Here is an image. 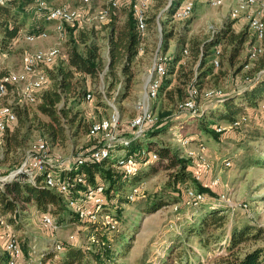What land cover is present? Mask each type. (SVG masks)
<instances>
[{
  "label": "rangeland",
  "instance_id": "1",
  "mask_svg": "<svg viewBox=\"0 0 264 264\" xmlns=\"http://www.w3.org/2000/svg\"><path fill=\"white\" fill-rule=\"evenodd\" d=\"M37 1L39 3L38 7L42 8V10H49L55 7L77 10L79 17L74 21L77 24L72 22L64 26V32L63 27L61 32H56L53 29V22H40V32L45 31L47 37L45 39H37L32 43L27 42L24 36H26L27 30L29 31L33 26L35 17V13H32V11L36 7H34L35 3H32L30 7H27L26 14L23 16L24 26L20 33L21 36L7 48L0 49V75L9 71H19L24 54L56 47L59 50V55L52 65L43 66L38 64L34 67V75L41 73L46 78L42 87L34 92V94L38 95L50 84L46 73L64 60L66 51L73 46L74 41L77 44L78 38H82V36H85V38L90 37V39L94 40L100 47L99 54L102 59L98 76L84 77L75 75V78L80 82L77 87L79 96L84 92L91 94L90 100L81 99L77 106L71 107L72 113L77 112V122L80 126L79 132L82 135H76V138L73 139L70 137L63 148L51 147L50 151L48 150L51 164L68 166L76 161L77 158L99 149L101 150L105 145L113 141L124 140L129 135V130L126 126L127 121L134 115L136 104L143 103L152 114H155L153 116L156 120L169 114L172 115V121L169 123L172 129L168 131L165 128L160 137L161 139L158 140L178 151L181 156L190 157L186 159H189L188 162L192 164V167L189 168L192 174L198 176L196 181L202 186L210 188L212 193L219 198L218 202L221 207L223 209L229 208V211L220 214V216H224V223L221 228L207 227L205 230L202 229L200 235H198L201 217L206 215L208 205L200 208L205 209V212L202 213L198 209L183 208L180 204V197L177 198L178 194L176 192L166 190L161 195L158 194L160 190L158 188L161 187L170 173L163 169L161 163L154 162L151 164L152 167L150 166L154 169V173H151L139 184L145 197L139 199L140 197H137V195L136 199L138 200L129 203H123L122 201L121 205H118L121 225L119 226V231L116 230L114 233L104 235L105 238L103 240H105L107 245L98 244L93 233L87 232L88 227L78 223L62 225L60 228L54 227L53 230L43 228L40 224V213L36 212L34 208L25 206L23 211L27 217L31 215L30 217L32 218H29L30 220L25 223L24 227L23 225L21 226L23 233H17V240L20 244V241H24L23 237L25 236L31 241L33 240L32 246L35 248H27L23 259L25 261L21 257L18 264H37V252L41 249L40 244L49 242L51 244L70 245L72 248L84 250V252L91 250L99 256L100 264H220L216 261V258H227L230 253L235 256H241L245 252L261 249L264 254V165L253 163H248L247 165L239 164L244 154L254 157H261L264 154V134L257 136L258 132H264V111L261 112L264 108V102H259L256 108L245 107L241 115H237L230 124V122L224 123L220 121L221 99L204 100L203 98H198L196 100L197 110L199 113L203 112V117L206 115L207 118H204V120L208 122V127L213 130L219 129L220 131L218 132L214 130L217 133L225 132L221 141H215L204 135L203 132L198 135L199 127L196 120L188 118L191 116L189 112L174 111L172 109L173 106H171L172 100L165 95V92L160 93L155 99L144 97L145 85L156 58L168 59L180 41H184L186 47L181 50L180 54L186 59L189 55L187 42L190 40L197 42L208 40L222 26L228 23L231 24V30L234 33H238L247 25L242 20L243 9H240V15L237 18L242 19H239L235 25L229 22L228 18L232 20L230 13L233 8H245L244 3L236 2V0H224L221 6L212 7L207 0H195L194 9L187 19L173 20L172 13L179 4V0L173 2L171 9L169 2L171 3L173 0H149L147 10L148 28L142 36L141 52L138 53V56L135 57L131 64V72L134 75L131 81L132 87L129 97L119 106L116 103L117 100L113 98V92L107 88L110 76L107 75L105 68L107 63L105 36L108 31L106 27L110 19L115 18L116 24H122L126 20L127 12L130 10L127 4L120 0L117 9L112 11L113 14L109 18L110 12L108 15L104 14L107 0ZM230 1L233 4H230ZM169 11L170 13H168ZM39 21H36V23ZM74 27H76L75 32L73 31ZM163 33L169 34L166 50L163 43L165 40ZM255 40L257 39L249 36V44L244 46L243 51L239 53L238 59L236 58L232 63L227 61L228 47L222 45L224 50H222L221 54L222 61H220L216 69L217 71L219 70V78L216 80V85L213 86L221 90L222 94L234 95L236 92L241 91L246 87L247 81L245 80L247 78L245 76L251 78L254 72L264 67V51L258 56H251L252 47L264 49V41L259 40L256 42ZM184 50L187 51V54H183ZM248 52L250 57L247 56ZM245 63L246 65L244 66L243 64ZM119 80L123 81L124 79L120 76ZM17 100L20 104H24L25 110L28 112V118H31L32 121L35 119V122L31 124L32 128L28 132H26L25 126L19 127L20 124L18 122L8 128L12 131L19 127V137L25 135V140L21 142V147L16 149V151L6 154L4 152V134L0 137V173L2 174L0 178L20 176L22 173V175L26 176V171L29 172L27 175H30V169L28 170L29 156L36 141L41 140L43 142L42 138L44 135L41 130L35 129V127H37L38 122L48 121L47 117L36 110L39 103L37 100L33 104L25 103L17 92L12 91L7 101L15 104ZM118 100H121V98ZM72 102L73 100H68L67 107H70ZM112 108L117 110L119 117L118 127L114 132H110L112 136H105L100 133L90 139L83 136L84 125L92 122L98 123L100 119L107 118ZM242 116H245L246 121H238V125H234L233 122ZM209 118L214 120L210 121ZM236 126V130L227 129V127ZM223 127L225 128L224 131ZM66 134L70 136L73 132L71 133L70 131ZM252 134L257 137H254L251 141ZM192 135H197V138ZM198 138H201L204 144L197 141ZM151 154V159L155 160L156 154ZM18 170L21 171L17 174ZM5 173L7 174L6 176L3 175ZM137 187L133 188L126 196L128 201H132L135 198L132 197L135 195L133 190L136 192ZM184 187L191 186L187 184L179 188L183 190ZM155 188L158 190H155ZM189 195L191 196V193ZM160 199L162 203L164 202V206L159 210L154 213L142 212L145 208L149 210V202H155ZM70 209L75 211L72 208ZM93 211L94 209H92ZM22 216L20 214V217ZM98 216V220L102 221L104 214L100 216V213H97ZM206 218L208 216L204 217V219ZM244 224L259 229L258 237L256 239H246L242 244L230 247L227 242L230 231L233 228H240ZM4 232L10 236V232L5 228V219L3 224L0 222V251H3L4 242H6ZM9 236H7V239ZM20 236H22V240H19L21 239L19 238ZM199 240H203L205 246ZM121 249V256L116 258L117 253ZM62 254L58 252L54 255L58 259L59 264H63L62 260H59ZM83 262L85 264H98V262L95 263L93 257H88Z\"/></svg>",
  "mask_w": 264,
  "mask_h": 264
},
{
  "label": "trees",
  "instance_id": "2",
  "mask_svg": "<svg viewBox=\"0 0 264 264\" xmlns=\"http://www.w3.org/2000/svg\"><path fill=\"white\" fill-rule=\"evenodd\" d=\"M173 2H175V0L171 3L169 2L170 9L173 6ZM32 3H35L34 7H36L35 10L32 11V13H35L33 19L34 24L25 34L36 36L41 31L40 22H50L47 20L48 9L42 10V8L38 7L39 3L37 0H3V3L0 4V49L7 48L21 36L20 33L24 26L23 16L26 14L27 7H30ZM127 4L132 6V9L127 5L131 11L129 10L127 12L126 20L122 24H116L115 18L110 19L106 27L108 31L105 36L107 52V63L105 68L107 75L110 76L107 82V88L109 91L113 92V98L117 100L116 103H118L119 106L129 97L132 87L131 81L132 77H134L131 72V64L135 57L138 56V53L141 52V43H143L142 36L146 33L149 22L147 15V19L145 20V33L141 36L137 32L136 20L133 14L134 3L131 2ZM114 10L115 9L108 11L106 15L110 12V18ZM168 13H170V11ZM35 19L36 21H40L36 23ZM231 23H233V21H231ZM74 24L77 23L74 22ZM75 28L76 27L73 28L74 32L76 31ZM63 32L62 34H64ZM163 36L165 39L163 43L166 50L169 34L163 33ZM249 36L252 35L247 25L238 33H234L231 30V24H225L208 40L203 42L190 40L187 42L189 55L186 59L180 54L181 50L186 47V44L184 41H180L172 55H170L168 59L164 58L163 64L165 66V74L160 78L157 96L165 92V95L172 100V109L178 112L179 104L188 97L191 88L197 89L198 92L205 89H218L213 86L216 85V80L219 78V70L217 71V68H213L214 66L211 65L210 62L214 55V51L220 50L218 59L220 64V61H222V45L228 47L229 50L226 55L227 61L232 63L236 58L238 59L239 53L243 51L244 46L249 44ZM262 41H264V37ZM76 45L78 46L76 47ZM99 49L100 47L92 38H85V36L78 38L77 44L76 41H74L73 46L66 51L64 60L60 64L52 67V69H49L46 73V77L50 83L49 86H46L40 94H35V100L39 102L36 110L38 113L48 118V121L45 122L37 121V127H35V129L41 130L44 134L42 140L46 145L47 153L48 150L50 151L51 147L58 149L63 148L70 137L73 139L76 138V135H82L79 132L80 126L77 122V112L72 113L71 107L77 106L81 99L84 100L87 93L84 92L79 96L77 87L80 85V82L75 78V75L84 77L98 76L100 65L102 64ZM247 56L250 57L249 52ZM243 65L245 66L246 63ZM120 76L123 77V81L119 80ZM245 78H247L245 80L247 81L246 87L241 91L236 92L234 95L223 94L214 98L221 99V109H219L220 121L224 123L230 122L231 124L237 115H241L245 107L256 108L259 102H264V67L254 72L251 78L248 76H245ZM120 98L121 100H118ZM68 100H73L70 107H67ZM11 109L16 119L13 125H16V122H18L20 124L19 127L25 126L26 132L30 131L32 128L31 124H34L35 119L32 121L31 118H28V112L25 110L24 104L17 105L15 103ZM263 111L264 108L261 112ZM136 115L137 111L135 110L134 115L127 121L126 126L129 130L127 138L114 142V144L111 142L105 145L103 148L106 151V155L99 161H95L91 158V152L77 158L76 161L68 166L51 164V161L45 162L41 171L30 170L29 176L27 175V173H29L27 171L25 172L26 176L22 175V173L20 176L12 177V179L7 178L6 173L3 174L6 177L0 178V217H3L5 223L11 225L14 231L19 232L23 229L21 226L23 225L24 227L25 223H27L30 218V216H26L23 209L25 206L31 207L34 208L36 212L40 213V216L47 214L46 216L51 218L55 228H60L62 225L78 223L88 227L87 232L93 233L98 244L107 245L105 240H103L105 238L104 235L114 233L116 230L119 231V226L121 225L118 205H121L120 203L122 201L123 203H129L138 200L136 199L137 197H140L139 199L145 197L143 193L135 197L132 201L126 199V196L133 188L137 187L151 173H154L151 164L158 162L163 165L165 171H169L170 173L161 187L158 188L160 189L158 194L161 195V193L166 190L176 192L178 194L177 198L180 197V204L183 208H190L191 210L198 209V211L201 210L200 212L202 213L205 212V209L200 208L204 205H208L206 215L201 217L198 235H200L202 229L205 230L207 227L221 228L224 223V216H220V214L229 211V208L223 209L218 202L219 198L212 193V190L202 186L194 179V175L189 169L192 167V164L188 162L189 159H186L190 157L185 158L181 156L178 151H175L158 140L161 139L160 137L165 131V128H167L168 131L172 129L171 125L169 126L170 121H172V115L169 114L155 120V122L153 121V123L148 125L137 137L133 135V129L128 126L129 121ZM202 117L203 112H197V114L188 117L195 119L196 123H198V135L203 132V134L207 135L209 138L215 141H221L225 132L217 133L215 129V131L210 129L208 127V122L204 120V118H207L206 115ZM209 120L213 121L214 119L209 118ZM93 123L95 122L84 125L83 136H86V138H92V136H89V128ZM19 127L12 131L6 129L3 133L4 152L6 154L16 151V149L21 147V142L25 140V135L19 137ZM70 131L71 133L73 132V134L69 136L66 133ZM259 134H264V132H258L257 136ZM257 136L252 134L251 141ZM201 140V138L197 139V141L204 144ZM117 151H123V155H115ZM141 151L150 155L151 153H155L156 159L149 160V158H151L150 156H141ZM125 155H133L135 162L138 164V167L132 174H126L118 167V161ZM248 163L264 165V154H262L261 157L247 156L244 154L239 164L247 165ZM45 169L55 171V173L59 175V178L66 184V190L63 193L57 192L44 185ZM0 175L2 174L0 173ZM77 178L81 179L82 183H77ZM99 184L104 186V203L101 206L102 210L100 212L101 214L112 215L117 221V226L113 230H110L99 220H81L75 211L67 206V198H80V195L85 193L87 188H94ZM187 184L191 187H184L185 189L183 188V190L179 188ZM156 189L157 188H155V190ZM189 193H191V196ZM163 203L161 199L155 202L151 201L148 203L149 210L145 208L142 212L154 213L164 206ZM20 214L23 216L20 217ZM206 216H208V218L204 219ZM259 233V229L244 224V226L233 228L230 231L227 242L230 244V247H235L245 242L246 239H256ZM19 238H21L19 240H22V236ZM26 238L27 237L24 236V241H20L22 260L24 259V253L27 251L26 249L34 247L32 246L33 240L31 241ZM199 241L205 246L203 240ZM57 245L60 246L59 250H56ZM40 248L41 249L37 252V264H44L47 260L51 259L59 264L58 259L54 256L58 252L63 253L61 258H59V260H62L63 264H85L84 262L82 263V261L86 260L88 257H93L95 263L98 262V264H100L99 256L94 254L91 250H86L89 252H84V250L72 248L70 245L67 246L58 243L51 244V242L41 243ZM121 253L122 249L119 250L116 258H119ZM7 259L8 254L3 248V251H0V264H6ZM216 259L220 264H264V254L261 249L245 252L241 256H235L230 253L227 258L222 259L217 257Z\"/></svg>",
  "mask_w": 264,
  "mask_h": 264
},
{
  "label": "bare ground",
  "instance_id": "3",
  "mask_svg": "<svg viewBox=\"0 0 264 264\" xmlns=\"http://www.w3.org/2000/svg\"><path fill=\"white\" fill-rule=\"evenodd\" d=\"M112 1H117V0H107L106 8L104 11L105 15L107 14L108 11L112 10ZM207 1L210 6L219 7L223 4L224 0H207ZM131 2L134 3L133 14L136 20L137 32L140 34L141 27H142L144 28V33H145V26H146L145 20L147 19V10L149 6V0H142L141 12H140V0H124L125 4L131 3ZM184 2L186 4H191L194 9L195 0H179V4L177 5V7L174 9L172 13L173 20H184V18H186V9H179V7L182 6V4H184ZM2 3H3V0H0V4ZM241 3H244L245 6H252V8H260L261 9L260 13L261 12L264 13V0H242ZM238 8L239 7H235L231 10L230 17L232 18V20L237 19L239 17L240 9ZM193 9H191V13ZM58 12L60 13L61 19H53L55 17H58ZM259 14L250 15V19H248V22L246 24H247L248 30L251 33V35L257 40H262L264 37V20L261 19ZM189 16L190 15H187V18ZM78 17L79 16H78L77 10L66 8V7L51 8L48 10V14H47V20L53 22L54 24L53 29L56 32H61L62 27L65 24H71L72 22L76 21ZM46 37H47V33L45 31H42L36 36L26 35L24 36V39L27 42L32 43V42H35L37 39H45ZM219 51L220 50L214 51L215 56L213 55L212 60L210 61L212 65L214 63L213 66L215 68H217L219 65V60H218ZM262 51L263 49L261 50L258 47H252L250 53H251V56H255V55H259ZM183 54H187V51L184 50ZM58 55H59V50L56 47H50L45 50H38L33 53L24 54L22 57L21 69L19 71H16V72L9 71V72H6L0 75V78L8 76L7 82H2L1 88H0V118L4 117V108H9L12 106V104L14 105L13 102L7 101L8 96L12 94V91H15L17 93H23V87L29 84V80L33 75L34 67L37 66L38 64L43 65V66L50 65V64L52 65ZM163 61H164V58H156L153 62L152 69L162 68ZM164 74H165V68L162 69L161 75H159L158 84H152V90H151V94L149 95V99H155L157 97V90H158V86L160 83V78ZM35 76L37 77H34L33 81L29 85V92H34L36 90H39L44 83V79L46 80L45 76L41 73ZM220 95H222V92L219 89H205V90H202L201 92H198L197 89L191 88L189 90L188 97L182 103L179 104L178 110L180 111L181 109H188L189 103H191V101H192V106L197 107L196 100L198 98L200 99L203 98L204 100L205 99L211 100V99L219 97ZM20 96L25 103H28V96H24V95H20ZM90 98H91V94L87 93L85 95V99L88 101L90 100ZM34 101H35V94L31 96L30 103L33 104ZM15 103L17 105H21L18 100ZM138 105L139 103H137L135 106L136 111H137ZM197 112L198 111H196L193 114H197ZM149 116H153V114L150 111H149ZM243 118H245V116H242L240 117V119L235 120L233 124L238 125V121L245 122L246 119L243 120ZM135 119H136V116L132 118L131 121H129V124H134ZM15 120H16L15 115L11 109L9 111L10 126L15 123ZM153 121L154 120H147V126L151 125ZM118 123H119V117L117 114V110L112 108V111L107 118L100 120L98 123H94L90 126L89 136L94 137L98 133L107 136V134L112 131V128ZM0 127H1V120H0ZM216 131L218 132L220 130L216 129ZM3 133L4 131L0 132V137L2 136ZM39 146L45 149V156L47 159H49V156L46 150V145L41 140L36 141L35 145L32 148L33 151H31V153L37 152V148ZM200 148L204 150L202 146H200ZM140 154L141 156H145V155L150 156V154H145L144 151H141ZM105 155H106V151L103 148L100 150V156L93 160L99 161ZM91 158H92V155H91ZM43 166L44 164L34 165L32 170L41 171V169H43ZM136 166H137V163L135 162L133 155H125L123 158H121L118 161V167L121 170H123L126 174H132L136 170ZM7 178L12 179V176H8ZM54 182H57L59 187H57L56 183ZM76 182L82 183V180L77 178ZM44 185L60 193H63L66 190V184L59 178V175L56 174L55 171H51V170L44 171ZM60 188H62L63 190H60ZM97 189L99 191H104V186L99 184L94 188L89 187L87 188L85 193L80 195L81 196L80 198H72V199L67 198V206L69 208L74 209L75 213L81 219L82 218L81 215H84L87 202L91 200V198L94 195V190H97ZM133 191L135 193V190ZM102 204H103V199H97V205H94L92 208L94 209V211L92 212L91 220L99 219V216L97 217V213H100V216L102 215L100 212L102 210L101 209ZM46 215L41 216V217H44V222H51V218ZM0 222L2 224L4 223L3 217H0ZM101 222L104 225H106L110 230H113L117 226V221L110 214H104ZM5 228L7 229V231L10 232V236L6 240L5 246H4V250L8 254V259L6 261V264H18L22 257V253H18V252H21L20 244L18 243V240H17L18 232L14 231V228L11 225H7L6 223H5ZM52 228H54L53 222H52ZM59 247L60 246L57 245L56 250H58ZM44 264H57V263L53 259H51V260L46 261Z\"/></svg>",
  "mask_w": 264,
  "mask_h": 264
},
{
  "label": "built area",
  "instance_id": "4",
  "mask_svg": "<svg viewBox=\"0 0 264 264\" xmlns=\"http://www.w3.org/2000/svg\"><path fill=\"white\" fill-rule=\"evenodd\" d=\"M121 1L124 2V0H121ZM119 2H120V0L112 1V9H116L119 5ZM128 6H130V5H128ZM141 9H142V0H140V12H141ZM179 9H186V18H184V20H185V19H187V15H191V9H193V6L191 4H186L184 2V4H182V6L179 7ZM238 9H243V21L245 23H247L248 19H250V15L259 14L261 11L260 8H252V6H245V8H238ZM53 19H61L60 13L58 12V17H55ZM143 33H144V28L141 27L140 35L142 36ZM255 41L258 42L259 40H255ZM254 44H256V43H254ZM139 51H140V49H139ZM158 58H161V57H158ZM213 65H214V63H213ZM164 68H165V66L162 63V68H154L151 70V72L149 74V78H148L147 83L145 85V92H144L145 98L149 99V95L151 94V90H152V84H158L159 75H161L162 69H164ZM7 77L8 76L0 78V88H1L2 82H7ZM34 77H37V76H35L33 73L32 77L29 80V84L27 86L23 87V93H18V95L28 96V103L29 104H30V98L34 94V92H29V85L33 81ZM194 98H196V97H194ZM12 107H13V104L9 108H4V117L0 118V120H1L0 132H3L10 127L9 111L11 110ZM196 111H198L197 107L192 106V101H191V103H189L188 109H181L180 110V112H189V114H193ZM244 119L245 118H243V120ZM147 120H154V122H155L156 118L154 116H149V110L144 106L143 103H139L138 108H137L136 119L134 120V124H128L129 128L133 129V135L134 136L137 137L144 131V129L147 127ZM117 127H118V125H115L112 132H114V130ZM224 129L225 128L223 127V131H224ZM227 129L228 130H232V129L236 130L237 126L236 127H227ZM111 133H108L107 136L110 135ZM110 136H112V135H110ZM113 142H115V141H113ZM90 155H92V159L98 158L100 156V149L92 152ZM149 160H152V159L149 158ZM45 162H50V160L47 159L45 156V149L39 146L37 148V152L31 153V155L29 156V163H28L29 169L32 170L34 165H41V164H44ZM20 171L21 170H18L17 174L20 173ZM194 179L197 180L198 176H194ZM54 183H56V186L59 187L57 182H54ZM60 190H63V189L60 188ZM137 195H142L140 185L136 188L135 195L132 197H136ZM97 199H104V191H99L98 189L94 190L93 197L91 198L90 201L87 202V206L85 207L84 215H81V217L83 218V221H86V220L90 221L92 219V208L94 205H97ZM40 222H41L40 223L41 226L45 227L46 229L53 230L52 220H51V222H44V217H41ZM4 234H5L6 239H7V236H9L8 233L4 232ZM6 239H5V241H6ZM18 253H22V251L18 252Z\"/></svg>",
  "mask_w": 264,
  "mask_h": 264
},
{
  "label": "crops",
  "instance_id": "5",
  "mask_svg": "<svg viewBox=\"0 0 264 264\" xmlns=\"http://www.w3.org/2000/svg\"><path fill=\"white\" fill-rule=\"evenodd\" d=\"M242 0H236V2H241ZM231 3L230 4H233V2L232 1H230ZM263 15V16H262ZM259 16L261 17V19L262 20H264V13H260L259 14ZM229 19V22H231V21H233V20H231L230 18H228ZM239 19H242V18H239ZM239 19H237V20H235V21H233V25H235L236 24V22H238V20ZM243 20V19H242ZM244 22V21H243ZM245 23V22H244ZM246 26V25H245ZM251 34V33H250ZM193 137H196L197 138V135H192ZM123 154V151H117V152H115V155H122ZM31 216V215H30ZM30 218H32V217H30ZM30 219H28V221H29ZM20 233H23L22 231H19Z\"/></svg>",
  "mask_w": 264,
  "mask_h": 264
}]
</instances>
